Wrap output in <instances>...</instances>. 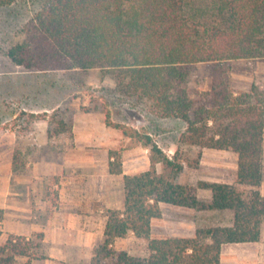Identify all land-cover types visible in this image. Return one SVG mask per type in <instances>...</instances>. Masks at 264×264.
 I'll return each instance as SVG.
<instances>
[{"label":"trees","instance_id":"trees-1","mask_svg":"<svg viewBox=\"0 0 264 264\" xmlns=\"http://www.w3.org/2000/svg\"><path fill=\"white\" fill-rule=\"evenodd\" d=\"M16 1L0 0V7ZM24 30V40L7 53L16 65L43 72L101 68L114 76L119 91L150 101L158 117L181 119L186 124L181 143L238 155L236 184H181L178 151L168 155L150 134L112 121L107 111V125L150 149V168L124 174V208L106 210L104 238L91 264H220L224 244L261 240L264 79L255 78L248 89L235 88L222 63L264 59V0H45ZM203 62L215 63L211 87L192 97L184 86L189 68ZM47 116L30 113L21 134ZM109 157L110 173L123 174L122 150H111ZM21 160L17 149L14 169ZM237 185L253 189L246 195ZM198 188L211 189L212 198H200ZM162 202L230 213L231 223L200 226L192 237L151 239ZM130 232L149 240V256L117 248V240ZM21 257L27 258L23 264L46 257L43 234H10L0 242V264H22Z\"/></svg>","mask_w":264,"mask_h":264},{"label":"crops","instance_id":"crops-1","mask_svg":"<svg viewBox=\"0 0 264 264\" xmlns=\"http://www.w3.org/2000/svg\"><path fill=\"white\" fill-rule=\"evenodd\" d=\"M71 123L70 129L50 132L47 120L43 119L35 122L34 129L24 134L10 135L8 145L0 146V153L7 150L9 155L7 161L0 162V208L3 209L0 242L10 234L28 238L43 234L46 257L34 259L31 264H91L94 250L104 238L106 210L124 208V174L150 168L149 157L139 169L138 155L143 148L149 149L141 144L135 150L123 151V174L110 173L109 152L119 146L114 137L119 133L112 134L102 114H75ZM148 134L152 136V133ZM19 146L25 149L27 157L23 166L14 169L13 153ZM188 146L202 149L199 168H210L220 175L200 173L194 176L182 169L177 182L185 185H197L199 181L236 184L237 153L227 149ZM176 148V143L168 146L170 153H176ZM208 150L218 154L212 161L206 159ZM20 169L23 172H18ZM158 170H161V165H158ZM237 186L239 189L248 188L250 192L253 189ZM258 189L264 195V182ZM212 195L211 189L198 188L200 198L211 199ZM161 208L162 217L152 220L151 239L195 236L200 219L209 212L163 202ZM173 208L185 210L189 215H176L171 219L167 210ZM228 214L229 217L226 220L221 218L217 225H229L231 214ZM124 239L126 237L119 238L117 246ZM238 245H247L249 250L236 252L232 246ZM128 251L132 254L131 250ZM26 260V257L19 258L22 264ZM220 264H264V221L259 242L224 244Z\"/></svg>","mask_w":264,"mask_h":264},{"label":"rangeland","instance_id":"rangeland-1","mask_svg":"<svg viewBox=\"0 0 264 264\" xmlns=\"http://www.w3.org/2000/svg\"><path fill=\"white\" fill-rule=\"evenodd\" d=\"M44 1L17 0L10 5L0 7V146L8 145L10 135L21 134L22 130H27L26 119L30 113H35L36 116L46 113L48 116L44 120L48 122L49 131L57 132L70 129L75 114H102L106 118L108 111L112 121L134 127L142 133H152L153 141L171 156H174L175 152L170 153L168 146L176 143V151L182 161L183 170L191 172L194 176L200 173L207 176L219 174L210 168H199L201 148L190 147L179 141L180 133L186 125L182 120L158 117L152 111L150 101L119 91L114 76L101 68L43 72L26 70L16 65L8 56V50L24 40L25 25L41 8ZM222 67L231 85L238 89L250 88L255 78L264 79V59L232 60L222 63ZM214 68L213 62L197 63L189 68L188 80L184 86L192 97H197L202 91L210 89ZM23 112L26 115L20 118ZM41 120L43 118L35 122ZM35 122L32 123V129ZM109 129L112 134L119 133L114 137L119 143L116 149H121L122 153L124 150H135L142 144L125 135L120 128L109 126ZM124 136H127V139ZM18 148L22 151L20 164L23 166L27 155L24 148L21 146ZM142 151L138 155L141 164L139 169L143 168L150 156L149 149L143 148ZM4 152L0 153L1 163L8 160L7 150ZM217 156L218 154L213 150H208L206 153L208 161L214 160ZM18 172L23 170L20 169ZM240 190L246 195L250 194L248 188ZM187 213L178 208L167 210V215L171 219L176 215H189ZM223 217L226 220L229 214L209 211L200 219L199 227L216 226ZM131 233L126 239L121 240L117 248L131 250L132 255L149 256V240L136 239ZM232 247L239 253L249 250L247 245Z\"/></svg>","mask_w":264,"mask_h":264}]
</instances>
